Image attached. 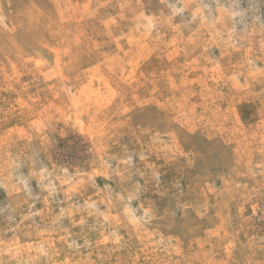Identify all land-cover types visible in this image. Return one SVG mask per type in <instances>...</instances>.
<instances>
[{"label": "rangeland", "instance_id": "obj_1", "mask_svg": "<svg viewBox=\"0 0 264 264\" xmlns=\"http://www.w3.org/2000/svg\"><path fill=\"white\" fill-rule=\"evenodd\" d=\"M0 264H264V0H0Z\"/></svg>", "mask_w": 264, "mask_h": 264}]
</instances>
